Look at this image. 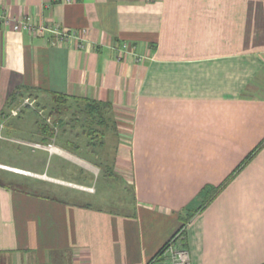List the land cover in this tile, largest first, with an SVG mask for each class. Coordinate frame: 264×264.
I'll return each mask as SVG.
<instances>
[{"label":"crops","instance_id":"1","mask_svg":"<svg viewBox=\"0 0 264 264\" xmlns=\"http://www.w3.org/2000/svg\"><path fill=\"white\" fill-rule=\"evenodd\" d=\"M0 6L11 17L83 30L85 39L80 49L75 38L51 44L48 35L0 26V113L25 93L108 103L109 176L120 181L109 198L113 186L99 197L91 178H69L96 172L61 137L51 151L18 150L27 164H5L30 173L0 169L9 171L0 173V264H144L176 233L191 264H264V0ZM44 125L21 119L4 131L46 144ZM229 176L187 219L201 190Z\"/></svg>","mask_w":264,"mask_h":264},{"label":"rangeland","instance_id":"2","mask_svg":"<svg viewBox=\"0 0 264 264\" xmlns=\"http://www.w3.org/2000/svg\"><path fill=\"white\" fill-rule=\"evenodd\" d=\"M15 104L12 109H18L15 111V113L13 112L11 117L7 118V122L12 123L15 122V120L21 119L37 120L42 124H47V126H51V128H53V135L48 138V141L50 142H46V144L50 145L51 150L54 147L52 143H55L57 137H61L63 140L65 139V141H68L66 147L70 149V151L73 148L79 147L77 149L79 150L78 152L81 155L87 157L89 161H91V168H93L92 170L96 172V176H90L88 175V173H86L85 175L84 173H82L81 175L77 174V176L68 177L74 180H83V178L87 180L91 178L90 181L92 183V186H95V189H97V195L99 197L100 195H103L106 190L113 186L114 189H109L112 190V192L111 194H108L107 197L111 198V196H115L116 191L118 192V188H120V181L119 178L116 177V175L114 174H112L111 177L109 176V174L112 173V167L115 164V162L113 161V146L109 138L113 137L111 134V132L113 133L112 127L107 126L104 129V136L93 137V134L87 135L85 131L89 130V126L94 128L96 127L99 129L101 128V126L90 120L89 117L85 115L86 113L83 110V102L75 103L73 101H68L67 103L63 104V106L61 107V112L59 114L54 111V102L52 101L50 95L47 97H39L31 93H25L22 95L19 101L15 102ZM24 109H30L34 112H31L29 115H26V117H24L23 115L20 116L21 112ZM3 133L6 137H8L9 140H4L0 138V161H3L0 162V164L11 163L23 166L27 164L24 158V154H16V152L18 150L27 151V149L25 148H30V146H27L18 141H11L10 137L17 138L16 135L6 134L5 131H3ZM21 137L26 136L22 135ZM18 139L20 138H17V140ZM69 156L72 155L70 154ZM4 172L2 171L0 173L5 174ZM20 175L25 176L23 174ZM16 176L17 179L20 178V176ZM0 179L6 180V177L4 178L0 176ZM104 198L105 195L103 197V200H105ZM86 199L92 201L88 197Z\"/></svg>","mask_w":264,"mask_h":264},{"label":"built area","instance_id":"3","mask_svg":"<svg viewBox=\"0 0 264 264\" xmlns=\"http://www.w3.org/2000/svg\"><path fill=\"white\" fill-rule=\"evenodd\" d=\"M0 26H9L13 30L26 31L31 34H45L50 36V43L57 44L59 42H64L69 38H75L77 47L82 49L85 46L84 38L81 35L83 30L78 29H66L57 24H43V23H34L31 20L29 15H24L22 17H11L9 16L4 9L0 6ZM125 44H122L124 47ZM118 50H121L118 49ZM18 109V108H17ZM16 109V110H17ZM15 109H11L6 113H0V138L4 139L3 131L5 129L7 118L11 117ZM9 140V139H8ZM11 141H18L20 143L31 146L32 148H39L44 150H51L49 144H40V143H29L22 140H14L10 138ZM54 148V147H53ZM0 168L10 169L23 173H30L27 170H22L16 167H12L6 164H0ZM83 189H91L88 186L78 185ZM179 233L174 234L170 237L160 251L147 263L144 264H191V257L188 249L181 245L178 241Z\"/></svg>","mask_w":264,"mask_h":264},{"label":"trees","instance_id":"4","mask_svg":"<svg viewBox=\"0 0 264 264\" xmlns=\"http://www.w3.org/2000/svg\"><path fill=\"white\" fill-rule=\"evenodd\" d=\"M50 97H51L52 101L54 102V106H53V108L55 109L54 111L57 112L58 114L61 112V107L63 106V104L67 103L68 101H73L75 103H78V102H83L84 103L83 110L86 113L85 115H87L90 120H92L93 122H95L96 124L101 126L100 129L96 128V127L94 128V127L89 126L90 127L89 130L85 131L87 135L93 134V137H95V136L96 137L104 136L105 135V130L104 129L107 126L112 127V130L115 131L113 122L112 123L110 122L111 118L106 113V110L109 108L108 103L101 102V101H95V100H88V99L80 98V97L68 96V95L62 94V93H51ZM108 121H109V124H108ZM59 125H60V123H59ZM43 128L47 132V136L48 137H51L53 135V128H51V126H47V124H45L43 126ZM258 149H259V146H257L256 149H254L252 152H250L247 155L246 159L243 161V163H246L254 155V153ZM231 177L232 176H229L224 181V183H222L220 186H217V187L206 186V187H204L201 190L200 194L198 195V199L199 200L202 199L203 202L201 204H199L197 207H191V204H190V206L188 205V216H187V219H190L196 212L202 210L207 205V203H209L217 195V193L220 191V189L226 183H228V181L230 180Z\"/></svg>","mask_w":264,"mask_h":264}]
</instances>
